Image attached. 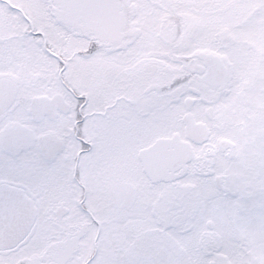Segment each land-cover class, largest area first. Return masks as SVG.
<instances>
[{
  "label": "snow or ice",
  "instance_id": "1",
  "mask_svg": "<svg viewBox=\"0 0 264 264\" xmlns=\"http://www.w3.org/2000/svg\"><path fill=\"white\" fill-rule=\"evenodd\" d=\"M0 264H264V0H0Z\"/></svg>",
  "mask_w": 264,
  "mask_h": 264
}]
</instances>
